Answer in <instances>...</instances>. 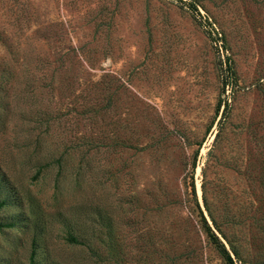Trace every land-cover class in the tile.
Here are the masks:
<instances>
[{
    "label": "rangeland",
    "instance_id": "rangeland-1",
    "mask_svg": "<svg viewBox=\"0 0 264 264\" xmlns=\"http://www.w3.org/2000/svg\"><path fill=\"white\" fill-rule=\"evenodd\" d=\"M202 136L200 204L264 264V0H0V264H225L181 190Z\"/></svg>",
    "mask_w": 264,
    "mask_h": 264
},
{
    "label": "trees",
    "instance_id": "trees-1",
    "mask_svg": "<svg viewBox=\"0 0 264 264\" xmlns=\"http://www.w3.org/2000/svg\"><path fill=\"white\" fill-rule=\"evenodd\" d=\"M262 2V1H261ZM196 10L195 6L193 7ZM225 41V42H224ZM226 39L222 41L223 48V59L221 61L220 67H222L224 71V78H222V94L225 93V87L229 86L232 89V92L236 91V86L238 85L237 73L234 69V62L228 55V47L226 46ZM216 51L219 52V49L216 47ZM90 62L89 60H87ZM232 96V95H231ZM232 106H230V102L228 101V97H220L217 99L214 107V117L208 123L204 130V134L208 132L213 123L215 122L214 118L216 115L220 113V118L217 122L218 129L214 135L212 147L218 143V139L220 141V136L222 135L223 129H228L231 135H235L237 138V134L230 128L227 124L232 115ZM232 126V125H231ZM233 127V126H232ZM203 137L196 143H194V150L192 152V159L187 165V171L183 175L181 179V190L184 195V202L186 203L188 208H190L191 213L197 220V223L200 225L201 231L204 233L207 242H209L214 249L218 252V254L222 257L225 264H234V259L240 260V253L238 247L234 245L228 237L225 235L224 230L222 228V219L218 218L215 213L216 208L214 204L208 199L206 195V188L204 186V182L201 184V192H202V205L198 199V194L196 191V185L194 181V172L196 168V161L199 154L200 147L202 145ZM192 145V144H191ZM187 146H190L187 144ZM214 157V156H212ZM207 165L202 167V173L206 175ZM11 187L9 181L6 180L3 173H0V210L5 206L13 205V195H9L5 190V186ZM248 187L242 190L243 194L248 193L251 188L250 183L246 184ZM253 191V190H252ZM13 192V191H12ZM243 196V195H242ZM251 200L249 197H243V205L244 201ZM253 200V199H252ZM253 202V201H252ZM213 205V207H212ZM189 210V211H190ZM14 226L13 221L0 222V230H4V228H12ZM221 234V238H223L228 246L222 241L219 235ZM68 240L71 242L78 243V239L69 233ZM30 264H38L35 257V247L32 244V249L29 255Z\"/></svg>",
    "mask_w": 264,
    "mask_h": 264
},
{
    "label": "built area",
    "instance_id": "built-area-1",
    "mask_svg": "<svg viewBox=\"0 0 264 264\" xmlns=\"http://www.w3.org/2000/svg\"><path fill=\"white\" fill-rule=\"evenodd\" d=\"M196 13H197L198 18L204 23V25H207L208 27H211V26H210L211 23H209V22H210V21H209L210 18L207 17L201 9H198V11L196 10ZM213 24H214V23H213ZM213 33H214V32H213ZM218 34H220V33L218 32ZM219 38H220V37H219ZM214 44H215V46L218 47L219 52H220L221 55L223 56V48H222V46H221L222 42L219 41V39L217 38V39L214 41ZM226 94L229 95V90H226ZM228 100H229V97H228Z\"/></svg>",
    "mask_w": 264,
    "mask_h": 264
}]
</instances>
